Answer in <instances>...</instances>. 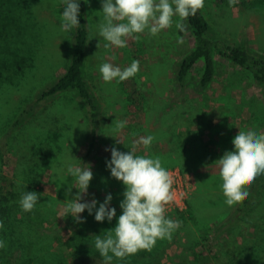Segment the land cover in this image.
<instances>
[{"label": "rangeland", "instance_id": "rangeland-1", "mask_svg": "<svg viewBox=\"0 0 264 264\" xmlns=\"http://www.w3.org/2000/svg\"><path fill=\"white\" fill-rule=\"evenodd\" d=\"M15 1L16 6L13 5V0H0V40L3 36H8V40H12L10 34H7L13 27L7 12L8 7H12L20 15L22 12L25 14L26 5L22 0ZM29 9L33 13L30 15L33 18L26 15L25 21L22 17L21 22L25 24L17 34V42L24 48L22 53L18 54V64L22 65L24 76L20 75L14 86L10 83L0 85V128L2 129L27 100L44 86L52 83L63 71L71 53L73 30L64 32L60 28L61 15L64 11L61 0H45L42 4L30 0ZM101 11L102 0H85L89 44L84 72L86 78L97 89L103 105L101 110L103 121L99 130L102 141L101 157L111 155L110 149L116 143L112 142L116 141L114 126H111L114 120L127 122L126 127L118 135V137L121 135L118 139L121 143L117 147L121 150L128 149L130 145L132 148L135 140L141 136H148L149 132L153 135L157 129L166 131L172 124L177 123V119L181 122L183 117L187 119V124H190L194 132L203 135L202 141L208 143L207 149L219 154L220 158L226 151L234 150L232 140L239 131L255 130L264 133V87L255 84L248 70L234 67L226 59L215 55L216 71L212 82L206 87L198 88L203 68L202 63H198L187 80L188 98L180 99L182 97H179L175 85L176 68L181 57L194 47L193 36L187 33L181 37L174 23L170 29L162 30L156 36H151L146 31L139 40L128 39L125 48H105L107 41L99 35V24L103 22ZM202 11L210 25L213 39L234 43L246 42L253 52L264 55V0H238L231 6L229 0H205ZM177 19L174 17V21ZM112 56H115V60L110 59ZM134 60L139 61V71L134 77L119 83L103 81L99 72L100 65L109 62L123 70ZM14 70L12 68L9 72L14 73ZM7 95L10 97L6 103ZM84 110V106L76 103L69 93L54 99L52 104L40 110L42 114L38 123L40 127L47 126V128H37L38 124L35 123L37 127L31 125L30 130H26L32 135L30 144L34 145L35 135L38 137L39 134L46 133L53 124L67 126L65 128L67 135L64 137L66 141L73 140L75 134L78 135L77 140H81L84 124H87ZM71 111L75 116L74 119L76 118L74 125L68 121ZM166 114H169L168 117H164ZM76 127H78L77 131ZM128 133L136 135H132L130 140L127 138ZM156 140L160 145L154 151L167 153L171 149L166 138L161 137ZM9 144V149L0 154V172L12 175L17 163L16 150H14L16 140L11 139ZM85 149L84 141L83 146L80 147L81 154ZM141 151L148 155L143 146L137 149V152ZM68 159L69 156L65 160ZM63 166L64 161L54 168ZM90 166L93 171L97 169L96 162ZM214 167L219 170L216 163ZM71 179L74 178L60 179L62 184L72 181L73 188L68 196L59 195L56 190L57 185L54 183H44L41 189L43 197H39L34 208L39 215L47 219L48 228H52L51 230L59 237L64 236L60 233V228L64 227L69 216L62 214L64 202L66 199L72 200L76 195V180ZM201 183V187L198 184V188L196 183L197 190L195 189L194 192L201 197L199 200L197 197L191 200L193 210L189 211L185 208L167 214L174 215L170 219L180 221L181 226L173 233L170 240L165 239L166 244L157 251L155 256L160 257L161 261H167L170 257H189L195 236L227 214L229 206L225 203L219 173L210 175ZM96 195L94 190L88 188L87 195L82 197L81 202L97 200ZM109 207L112 205L110 204ZM86 211L79 215H86ZM209 244L213 245L215 241ZM95 260L93 259L91 263L97 262ZM210 264H225V259L218 258Z\"/></svg>", "mask_w": 264, "mask_h": 264}, {"label": "trees", "instance_id": "trees-1", "mask_svg": "<svg viewBox=\"0 0 264 264\" xmlns=\"http://www.w3.org/2000/svg\"><path fill=\"white\" fill-rule=\"evenodd\" d=\"M22 2L26 5L25 14L22 12L20 15L12 7H8L7 12L13 24L10 32L12 30L13 32L7 33L10 34L12 40H8V36H3L0 40L1 86L8 83L14 86L17 78L24 76L22 65L18 64V54L22 53L24 48L17 42V34L25 24L21 22L22 17L26 21V15L33 18L30 16L33 13L29 9L30 0H22ZM36 2L42 4L45 0H36ZM13 5L16 6L15 0H13ZM79 10L80 27L73 29L71 53L63 71L55 77L52 83L44 86L30 100H27L8 125L3 129L0 128V154L9 149V141L15 139L14 150L17 155V163L12 175L0 172V221L4 224V228L0 229V240L6 243V248L0 249V264H93L91 263L93 259L97 261L94 264H103V257L95 248L94 241L98 235L101 238L108 236L110 234L108 231L115 228L122 214L119 205L124 199L125 187L111 177L106 167V162L110 161L111 155L108 157L100 155L102 141L99 130L103 121L101 111L103 105L97 89L86 78L84 72L89 44L85 0H79ZM184 23L187 26L186 31L178 30V34L184 36L190 33L195 45L181 57L176 68L175 85L179 97H182L180 99L188 98L186 96L187 80L198 63L201 62L203 65L198 88L206 87L212 82L216 71L215 55L226 59L234 67L248 70L255 84L264 87V55L253 52L246 42L234 43L213 39L210 34V25L202 10L198 11L195 16L187 18ZM12 68L15 69L14 73L9 72ZM5 93L9 92L5 91ZM65 93H69L76 103L84 106L87 124H84L85 127L82 125L84 130L81 140H77L78 135L75 134V140L66 141L64 137L67 135L65 131L67 126L53 124L49 126L46 133L39 134L38 137L33 136L34 145H31L32 135L26 130L35 123L38 124V127L35 125L37 128H47V126L40 127L38 123L42 114L40 110ZM9 97L7 95L6 103ZM74 117L71 111L68 119L71 125H74L76 120ZM54 120L57 122L56 118ZM75 130L77 131L78 127ZM114 133L116 141L112 142L116 143L112 147L116 148L119 144L117 140L121 136L118 137V135L121 132ZM193 134H195L194 138ZM148 135L152 133L149 132ZM131 136V133H128L127 138L132 140ZM152 136L155 141L153 140L154 143L152 142L147 149V156L159 157L166 170L177 166L182 172L194 175L197 188L198 184L201 187L203 179L219 173L214 163L220 155L207 149L208 143L202 141L203 135L200 132H194L190 124H187L185 117L181 122L177 119V123L172 124L166 131L155 130ZM161 137L166 138L171 147L167 153L154 151L160 145L156 139ZM84 141L86 149L81 155L80 147L83 146ZM131 149V145L125 150L117 147V150L122 153H127ZM136 154L146 156L142 151ZM68 156L69 159L71 158L68 159L69 161L65 160ZM62 161H64L63 167L54 168ZM93 162H96L98 170L90 169L93 178L89 188L104 194L100 197L101 199L98 197L96 200L97 208L100 203L104 202L106 196L111 194V208L116 209V216L111 222L107 220L96 222L95 209L92 215H89L87 211L86 215H80L84 220L83 223L76 222L69 215L64 227L60 228V233L64 236L59 237L51 230L52 228H48L49 223L42 215L35 210L26 213L21 209L19 200L24 191L36 192L42 198V186L49 182L57 185L56 190L59 195H65L68 186L72 187V181L62 184L60 179L70 180L72 178L67 172L68 166L84 167L83 164L91 165ZM263 182L264 175H261L248 189L250 195L243 203L229 207L227 214L217 223L195 236L189 257H170L167 261H161V258L155 255L167 240H158L154 250L140 251L124 259L113 257L111 264H210L218 258H224L225 264H264ZM196 197L199 200L201 196L195 192L190 195L186 202L187 210H193L191 200ZM173 216L166 215L169 219ZM212 241H215V244L210 245L209 242Z\"/></svg>", "mask_w": 264, "mask_h": 264}, {"label": "clouds", "instance_id": "clouds-1", "mask_svg": "<svg viewBox=\"0 0 264 264\" xmlns=\"http://www.w3.org/2000/svg\"><path fill=\"white\" fill-rule=\"evenodd\" d=\"M238 0H229L230 6ZM64 6L60 28L70 32L80 27L79 0H61ZM205 0H102L103 22L99 24V35L107 41L105 48H125L128 39L139 40L146 31L156 36L162 30L175 27L186 31L184 23L190 16H195L204 8ZM174 17L178 19L174 21ZM115 60V56L110 57ZM139 71V61L134 60L123 70L112 63L105 62L99 72L105 83H117L134 77ZM126 121L114 120L111 126L119 133L126 127ZM135 136V133H132ZM154 137L141 136L132 144L131 151L122 153L115 147L110 149L111 159L106 162L111 177L121 182L125 191L124 199L119 207L122 214L116 226L108 231L105 238L96 236L95 248L103 257V264H111L113 257L124 259L136 255L140 251H151L158 240H170L173 233L181 226L178 220L166 217L167 206L175 199L172 174L162 166L159 157L137 155V149L143 146L147 150ZM118 143H121L117 140ZM233 151H226L215 161L222 181V192L225 203L231 207L243 203L250 195L249 190L254 181L264 175V133L255 130H241L232 140ZM109 151V149H105ZM69 165L67 172L76 180L77 193L72 200H65L62 214L71 215L78 223L84 220L79 214L87 210L92 215L95 209V221L111 222L116 216V209L109 207L112 200L108 194L97 208V201L81 202L87 195V189L93 178L91 166ZM73 187L68 186L65 195L71 193ZM39 195L36 192H23L19 205L24 212H32L37 205ZM4 224L0 221V229ZM6 243L0 240V249ZM111 253V255L109 254Z\"/></svg>", "mask_w": 264, "mask_h": 264}, {"label": "built area", "instance_id": "built-area-1", "mask_svg": "<svg viewBox=\"0 0 264 264\" xmlns=\"http://www.w3.org/2000/svg\"><path fill=\"white\" fill-rule=\"evenodd\" d=\"M169 171L174 179L173 190L175 192L174 202L167 206L165 215L173 211H182L186 208V202L196 189V179L193 175L182 172L179 167H171Z\"/></svg>", "mask_w": 264, "mask_h": 264}, {"label": "crops", "instance_id": "crops-1", "mask_svg": "<svg viewBox=\"0 0 264 264\" xmlns=\"http://www.w3.org/2000/svg\"><path fill=\"white\" fill-rule=\"evenodd\" d=\"M181 37H183V36H181ZM183 57V56H182ZM76 119V118H75ZM78 119H79V117H78ZM80 154H81V152H80ZM82 155V154H81ZM89 188V187H88ZM90 189V188H89ZM94 192H95V195L97 196V198L99 197H102V196H104V194H100V193H97L95 190H94ZM101 199V198H100Z\"/></svg>", "mask_w": 264, "mask_h": 264}]
</instances>
